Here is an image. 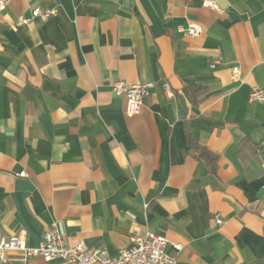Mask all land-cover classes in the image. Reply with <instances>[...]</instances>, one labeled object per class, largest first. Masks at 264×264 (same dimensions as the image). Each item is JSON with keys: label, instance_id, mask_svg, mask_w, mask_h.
Listing matches in <instances>:
<instances>
[{"label": "crops", "instance_id": "0c3cea01", "mask_svg": "<svg viewBox=\"0 0 264 264\" xmlns=\"http://www.w3.org/2000/svg\"><path fill=\"white\" fill-rule=\"evenodd\" d=\"M218 4L10 0L0 11L3 233L37 246L57 222L68 244L117 256L134 229H150L177 264H264V101L249 97L264 90V0ZM36 6L57 15L17 25ZM191 22L201 35L185 34ZM116 80L154 83L139 114H126ZM196 144L218 155L215 171Z\"/></svg>", "mask_w": 264, "mask_h": 264}, {"label": "built area", "instance_id": "2783aa9c", "mask_svg": "<svg viewBox=\"0 0 264 264\" xmlns=\"http://www.w3.org/2000/svg\"><path fill=\"white\" fill-rule=\"evenodd\" d=\"M10 0H0V11L5 10ZM203 6L219 8L218 0H203ZM57 15V8L36 6L30 15H22L17 25L26 26L36 20H47ZM184 32L188 36H198L203 33L201 24L191 22ZM218 61L212 62L215 67ZM233 78L240 79L241 71L235 66L232 70ZM154 86L153 82H127L116 80L112 83V90L116 95L126 97V114L135 116L142 110L144 97ZM167 88H169L166 83ZM250 99L264 101V90L254 87L250 92ZM27 177L26 170L17 173ZM218 224L224 222L217 214ZM169 240L150 229H134L130 235V246L120 250L117 256H110L105 248H89L83 242L68 244L57 222H53L43 233L37 246L28 245L24 234L7 235L0 229V264H27L30 258L41 257L45 262L63 260L67 264H177L175 256L167 251ZM177 247H180L178 244Z\"/></svg>", "mask_w": 264, "mask_h": 264}, {"label": "trees", "instance_id": "16d2710c", "mask_svg": "<svg viewBox=\"0 0 264 264\" xmlns=\"http://www.w3.org/2000/svg\"><path fill=\"white\" fill-rule=\"evenodd\" d=\"M244 142H245V145L247 144H250V146L252 145L253 150H255L256 147L258 146L255 144L253 145L249 138H245ZM193 149H195V151L197 150L196 151L197 156L204 157L208 161L213 171L216 170L217 159H218V155L216 153L212 152L207 147H203V146L201 147V146H198L197 144L194 145Z\"/></svg>", "mask_w": 264, "mask_h": 264}]
</instances>
